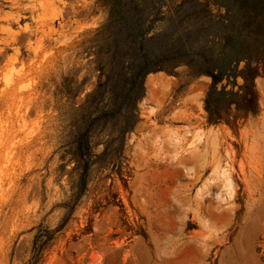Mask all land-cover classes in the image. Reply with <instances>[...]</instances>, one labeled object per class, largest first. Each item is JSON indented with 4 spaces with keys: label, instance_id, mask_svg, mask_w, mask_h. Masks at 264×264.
<instances>
[{
    "label": "rangeland",
    "instance_id": "374dc122",
    "mask_svg": "<svg viewBox=\"0 0 264 264\" xmlns=\"http://www.w3.org/2000/svg\"><path fill=\"white\" fill-rule=\"evenodd\" d=\"M234 1L0 0V264H264L263 67L199 73Z\"/></svg>",
    "mask_w": 264,
    "mask_h": 264
},
{
    "label": "trees",
    "instance_id": "16d2710c",
    "mask_svg": "<svg viewBox=\"0 0 264 264\" xmlns=\"http://www.w3.org/2000/svg\"><path fill=\"white\" fill-rule=\"evenodd\" d=\"M235 8H230L229 4L220 2L221 7L226 8V14L221 16L222 33L219 36L222 43V50L218 54V59L212 66L210 60H205V67L199 68V73H206L213 79L214 88L224 79L231 77L227 74L230 67L235 62L247 61V67L242 72L246 84L251 78L259 73L260 67L264 70V0H235ZM239 15L241 27L236 28L234 19ZM229 31V32H228ZM257 55V56H256ZM260 55V56H258ZM256 61L257 67L250 69L251 62ZM214 61V60H213ZM193 61L189 62L192 65ZM217 63V64H216ZM146 64L141 66L140 75L145 76L152 68H145ZM143 67V68H142ZM147 69V70H146ZM250 72V76L247 75ZM246 88V87H245ZM239 110H250L249 105H244Z\"/></svg>",
    "mask_w": 264,
    "mask_h": 264
}]
</instances>
